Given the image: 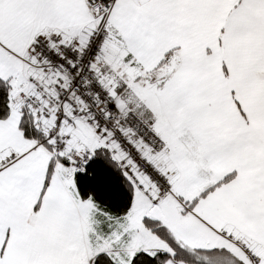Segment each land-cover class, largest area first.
<instances>
[{
	"label": "snow or ice",
	"instance_id": "1",
	"mask_svg": "<svg viewBox=\"0 0 264 264\" xmlns=\"http://www.w3.org/2000/svg\"><path fill=\"white\" fill-rule=\"evenodd\" d=\"M0 264H264V0H0Z\"/></svg>",
	"mask_w": 264,
	"mask_h": 264
}]
</instances>
